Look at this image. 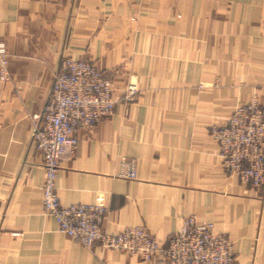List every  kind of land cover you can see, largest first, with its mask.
Wrapping results in <instances>:
<instances>
[{"label": "crops", "instance_id": "1", "mask_svg": "<svg viewBox=\"0 0 264 264\" xmlns=\"http://www.w3.org/2000/svg\"><path fill=\"white\" fill-rule=\"evenodd\" d=\"M0 37V264H160L81 245L45 212L31 116L66 55L101 69L115 104L60 161V202L103 195L106 231L144 226L163 245L194 215L228 237L233 264H264V184L229 175L210 135L237 104L264 110V0H0Z\"/></svg>", "mask_w": 264, "mask_h": 264}, {"label": "built area", "instance_id": "2", "mask_svg": "<svg viewBox=\"0 0 264 264\" xmlns=\"http://www.w3.org/2000/svg\"><path fill=\"white\" fill-rule=\"evenodd\" d=\"M9 54L0 37V80L8 77ZM134 88L129 87L126 99ZM111 80L92 61L63 56L41 114H32V141L42 152L44 180L41 184L45 212L57 222L58 231L84 246L100 245L137 255L143 260L160 256V264H233V248L213 223L194 215L183 218L166 244H160L144 226L106 231L107 212L103 195L92 202L62 204L55 184L62 158L74 151L78 130L109 116L114 109ZM210 135L218 145L224 170L255 188L264 184V113L252 99L237 104L223 125H212ZM130 177L135 171L129 170Z\"/></svg>", "mask_w": 264, "mask_h": 264}, {"label": "rangeland", "instance_id": "3", "mask_svg": "<svg viewBox=\"0 0 264 264\" xmlns=\"http://www.w3.org/2000/svg\"><path fill=\"white\" fill-rule=\"evenodd\" d=\"M128 93V91L127 92H125V93H122V97H124V95L125 94H127ZM125 98V97H124ZM259 103V102H258ZM260 105V104H259ZM260 107H261V109L263 110V108H262V106L260 105ZM234 109V108H233ZM263 113H264V110H263ZM227 121V120H226ZM223 124H225V123H223ZM223 124H221V125H223Z\"/></svg>", "mask_w": 264, "mask_h": 264}, {"label": "bare ground", "instance_id": "4", "mask_svg": "<svg viewBox=\"0 0 264 264\" xmlns=\"http://www.w3.org/2000/svg\"><path fill=\"white\" fill-rule=\"evenodd\" d=\"M113 94V93H112Z\"/></svg>", "mask_w": 264, "mask_h": 264}]
</instances>
